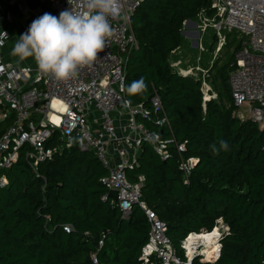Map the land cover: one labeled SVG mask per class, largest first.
Here are the masks:
<instances>
[{"label": "trees", "instance_id": "trees-1", "mask_svg": "<svg viewBox=\"0 0 264 264\" xmlns=\"http://www.w3.org/2000/svg\"><path fill=\"white\" fill-rule=\"evenodd\" d=\"M200 11L213 14L210 0H143L131 16L137 43L125 61L124 95L133 105L149 106L153 91L159 93L162 107L139 119L166 140V155L143 139L126 173L135 181L142 176V197L166 223L182 259L181 243L192 233L214 244L187 264H264V128L235 112L228 70L240 46L236 32L227 34L229 57L211 66L215 98L204 99L200 79L171 62L185 39L184 21L198 20ZM216 37L212 31L210 49ZM141 78L145 90L129 95L127 87ZM162 116L167 120L160 124ZM13 117L10 112L0 121V133ZM57 138L55 131L48 144ZM28 147L3 170L8 182L0 186V264H158L154 255L148 262L142 256L149 233L144 211L134 204L123 216L92 150H81L76 140L63 144L38 162L35 175L24 157ZM189 157L195 160L185 175L180 162ZM219 219L226 226L221 235ZM65 223L72 225L69 231ZM99 239L94 262L90 253Z\"/></svg>", "mask_w": 264, "mask_h": 264}, {"label": "built area", "instance_id": "built-area-1", "mask_svg": "<svg viewBox=\"0 0 264 264\" xmlns=\"http://www.w3.org/2000/svg\"><path fill=\"white\" fill-rule=\"evenodd\" d=\"M16 1L22 17L31 13L37 19L43 15L28 0ZM142 1L121 0L120 16L108 18L114 32L108 38L107 47L98 53L96 61L80 68L76 76L67 80H58L42 73L36 62L9 63L0 57V119L10 112L14 113L12 122L0 133V186L8 182L3 170L19 157L23 145L29 144L24 157L32 172L39 175V161L51 157L63 144L68 146L76 140L81 150H92L107 170L101 179L109 188L116 189V200L123 216H128L134 204L144 211L149 224L148 239L141 247L144 261L148 262V257L154 255L158 264H187L194 255L201 253L194 250L189 255L183 240L181 246L186 259L177 254L167 235L166 223L142 197V176L139 175L135 181L126 173V169L135 164L143 139L162 156L166 155V140L139 119V116L150 118L152 111L162 107L159 93L153 91L149 106L140 103L133 105L124 95L125 61L128 52L137 43L131 27V16ZM210 4L213 14L207 16L200 11L196 21L197 30L201 34L207 26L212 27L217 36L216 51L227 43L228 33L236 32V41L240 46L229 62L231 96L236 106L248 108L249 116L240 118H251L263 129L264 0H210ZM48 7L49 13L57 17L61 11L71 8L73 11H87L84 0H70V3L69 0H48ZM11 19L10 14L2 12L0 4V20ZM0 31L8 33L5 28ZM199 47L203 50L201 42ZM211 66L196 64L177 66V69L184 75L200 79L203 98L209 99L217 96L210 81L213 72ZM123 115H126V123L120 127L119 119ZM166 120L162 116L157 122L162 124ZM119 129H122L121 134H118ZM55 131H58L57 141L50 145L47 140ZM128 145L135 147L136 151L126 153ZM176 146L181 150L184 143H176ZM194 160L193 157L181 160L180 167L185 175ZM221 225L223 229L226 228L222 222ZM63 228L69 231L72 225L65 223ZM102 244L103 239H99L90 253L94 262Z\"/></svg>", "mask_w": 264, "mask_h": 264}, {"label": "clouds", "instance_id": "clouds-1", "mask_svg": "<svg viewBox=\"0 0 264 264\" xmlns=\"http://www.w3.org/2000/svg\"><path fill=\"white\" fill-rule=\"evenodd\" d=\"M84 7L87 11L71 8L61 11L59 17L45 12L15 40L10 54L20 61L34 58L39 71L58 80L76 76L107 47L114 32L108 18L120 16L121 0H84ZM5 40H9L8 33L0 31V47ZM145 88L141 78L127 87V93L135 95ZM221 146L227 149L226 142L221 141Z\"/></svg>", "mask_w": 264, "mask_h": 264}, {"label": "crops", "instance_id": "crops-1", "mask_svg": "<svg viewBox=\"0 0 264 264\" xmlns=\"http://www.w3.org/2000/svg\"><path fill=\"white\" fill-rule=\"evenodd\" d=\"M29 3L32 5V7L37 11L42 14L45 12L49 13V7H48V0H28ZM0 4L2 6V12L8 13L11 15L12 19L11 20H0V29H7L9 35V40L4 41L3 47H0V57L9 63H30L34 64L35 60L32 57H29L23 61H20L18 57L12 56L11 49L14 45L15 40L19 38V36L27 31L29 28L30 24L32 23L33 20H35L34 16L31 13H28L26 17L21 16V9L19 5L17 4L16 0H0ZM197 20L193 21L191 20L184 26V33L183 35H188V37L192 38L197 35V25L196 22ZM182 49V48H181ZM181 51L180 48L177 49L176 52ZM171 60L174 61L176 60L178 65H182V67H190L192 65H187V61L185 60L183 62L181 55H178L173 57V54L171 56ZM7 110V109H6ZM8 112L9 109L7 110ZM2 119H0L1 121ZM126 123V115H123L122 118L119 119V124L120 127H122ZM122 129H119L118 134H121ZM110 151H112V146L110 147ZM136 151V148L133 147L132 145H128L126 148V153H133ZM139 152V151H138ZM118 158L116 157L115 160Z\"/></svg>", "mask_w": 264, "mask_h": 264}, {"label": "rangeland", "instance_id": "rangeland-1", "mask_svg": "<svg viewBox=\"0 0 264 264\" xmlns=\"http://www.w3.org/2000/svg\"><path fill=\"white\" fill-rule=\"evenodd\" d=\"M191 20L195 21V19H191ZM212 31H213L212 27L207 26L203 32L201 31V34L199 32L198 35H196L192 38L188 37V35H184L185 39H184V42L182 43V45L180 47L181 51L176 52V54L173 53V57H175V55L176 56L181 55L183 62L185 60H188L186 63L187 65L198 64V65L206 67V66L214 65L215 63H217V65L224 63V61L227 59V57H229L230 54L225 53V50L227 49L225 45L219 51H216L215 50L216 42L213 45L214 48L210 49V41H211V32ZM232 33L235 34V31H233ZM199 42H201V44L203 45V50L200 49ZM173 62L175 65V60L172 61V63ZM177 66L182 67V65H178V64H177ZM217 84L218 83H216V85ZM4 109L8 110V107L4 106ZM235 112L239 117L240 116H244V117L249 116L247 106H237ZM216 227L218 229H220L219 231L221 232V230L223 228H222L220 220H218ZM218 240H220V239H218ZM208 244H212V243L206 242L205 239L203 238V240H200L199 244L197 246H195V250L197 251V253L207 255L208 253L204 252V250L209 251V248L206 247L204 249V245L207 246ZM213 245L214 244L209 245V247L211 248ZM189 255H190V253H189Z\"/></svg>", "mask_w": 264, "mask_h": 264}, {"label": "bare ground", "instance_id": "bare-ground-1", "mask_svg": "<svg viewBox=\"0 0 264 264\" xmlns=\"http://www.w3.org/2000/svg\"><path fill=\"white\" fill-rule=\"evenodd\" d=\"M195 235H193V233L192 234H190V236L189 237H187L186 238V240L184 241L185 242V245H186V248H187V253L189 254L190 253V255L192 254V252L195 250V246H197L198 244H199V242H200V240H202V238H201V236L200 235H198V234H196V233H194ZM220 242V241H219ZM201 244V243H200ZM209 245H212V244H208L207 246H205L204 245V249L206 248V247H208L209 249H210V247H209ZM220 249V248H219ZM204 252H207L208 253V251L207 250H204ZM218 254H219V252H218ZM209 257V256H208ZM217 257V256H216ZM216 257H213V258H216ZM212 258V257H211ZM192 259V258H191Z\"/></svg>", "mask_w": 264, "mask_h": 264}, {"label": "water", "instance_id": "water-1", "mask_svg": "<svg viewBox=\"0 0 264 264\" xmlns=\"http://www.w3.org/2000/svg\"><path fill=\"white\" fill-rule=\"evenodd\" d=\"M191 21V19L190 18H187L185 21H184V25H183V28H182V30H181V32L182 33H184V26L188 23V22H190ZM198 33H199V31L197 30V35H198ZM172 61V60H171ZM108 193H109V195H111L114 199H116V196H117V191H116V189H114V188H110L109 189V191H108ZM220 241V240H219ZM221 244V243H220ZM220 244H219V246H220Z\"/></svg>", "mask_w": 264, "mask_h": 264}]
</instances>
